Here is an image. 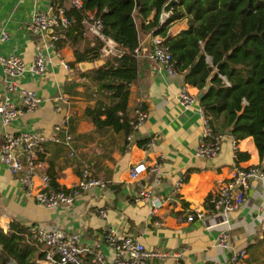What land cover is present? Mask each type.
Returning <instances> with one entry per match:
<instances>
[{"label":"crops","instance_id":"0c3cea01","mask_svg":"<svg viewBox=\"0 0 264 264\" xmlns=\"http://www.w3.org/2000/svg\"><path fill=\"white\" fill-rule=\"evenodd\" d=\"M64 4L69 7L70 2ZM56 5L54 0H0V58L16 55L30 65L40 52L47 61L44 75L24 74L18 91L10 95L15 104H21L19 90L31 91L41 103L34 112L24 113L7 126L0 122V150L7 134L50 135L53 126L70 111L68 131L73 156H68L69 147L46 144L38 154V173L73 191L81 171L87 169L105 188L75 193L72 204L48 209L21 191L16 177L0 163V227L6 229L11 222H17L29 228L56 226L67 234L78 235L88 264L96 253L113 264L112 252L103 240L105 228L133 238L146 250L167 255L149 264H230L232 254L240 250L246 251L243 264H264L263 184L256 179L251 181L245 204L235 212H220L206 204L207 197L230 178L235 165L264 167V159L260 160L251 137L234 142L226 133L215 158L195 156L201 135L199 101L189 111H182L178 98L185 85L183 75H169L162 65L145 57L153 37L144 27L154 13L145 19L135 16L142 51L138 58L139 76L129 88V120L99 132L84 116L85 109L93 106L98 96L89 79L81 75L100 67L106 58L73 65L75 58L68 43L64 42L56 53L48 36H32L25 29L35 13L49 14ZM165 19L160 16V21ZM187 27V18L177 20L169 26L167 36L173 38ZM2 34H6V41H1ZM148 37L149 46L143 48ZM85 38L90 40L93 36L86 33ZM188 90L195 97L199 93L193 87ZM7 95L0 64V99ZM57 106L59 109L55 110ZM139 109L146 113V119L134 130L132 123ZM150 141L153 145L147 146ZM233 146L235 152L247 154L248 158L237 162ZM155 162L160 165L158 183L149 171L130 181L129 170L134 165ZM177 181L180 187L175 192ZM39 184L36 179L35 185ZM145 189H151V201L137 200L138 193ZM154 206L157 207L152 213ZM100 210L105 211V217L98 215ZM189 212H202L203 218L186 222ZM223 232L230 237L227 249L216 244Z\"/></svg>","mask_w":264,"mask_h":264},{"label":"trees","instance_id":"16d2710c","mask_svg":"<svg viewBox=\"0 0 264 264\" xmlns=\"http://www.w3.org/2000/svg\"><path fill=\"white\" fill-rule=\"evenodd\" d=\"M79 1L81 7L76 8L65 7L70 0H54L71 20L56 48L68 43L73 65L100 60L103 41L85 38L89 15L100 21L102 35L116 44L115 53L100 67L81 75L89 79L98 96L84 111L96 131L129 120V88L139 76L135 50L142 51L135 16L145 19L153 12L144 28L152 37L163 38L176 73L186 74L185 85L201 92L210 82L199 105L210 119L212 131L224 136L228 131L234 142L251 137L260 160L264 159V0H180L164 21L160 16L169 0ZM183 18L188 19L187 29L168 37L169 26ZM235 156L237 162L248 158L238 152ZM50 180L51 188L58 190L54 178ZM43 256L41 247L31 240L29 227L17 222L6 229L0 227V264H43Z\"/></svg>","mask_w":264,"mask_h":264},{"label":"built area","instance_id":"2783aa9c","mask_svg":"<svg viewBox=\"0 0 264 264\" xmlns=\"http://www.w3.org/2000/svg\"><path fill=\"white\" fill-rule=\"evenodd\" d=\"M70 4L76 8L81 7L79 0H70ZM71 20L65 14L62 7L56 6L53 14L37 12L32 16L26 25V31L32 36H48L51 47L56 53V43L65 38V33L70 29ZM87 33L103 41L100 57L107 58L115 53L116 44L102 35V25L100 21L94 20L89 15L86 23ZM6 34H2L1 41H6ZM136 56L140 57L138 49L135 50ZM150 62L162 65L163 69L169 74H176L171 61L168 49L163 45V38L155 36L152 38L151 47L145 55ZM2 67L7 96L0 99V122L7 126L24 113L34 112L40 105L41 99L31 91L19 90L21 104L12 101L11 94L18 91L19 81L26 73L42 76L46 73L47 61L38 52L32 64L27 65L19 56L11 55L1 57ZM65 69H69L67 64H63ZM65 105H69L66 99H62ZM178 104L182 111H189L194 105H198L197 98L192 95L188 87L184 85L178 98ZM59 107H55L58 110ZM201 115V135L199 144L195 151V156L200 159H213L221 149V144L225 138L223 134L214 133L210 119L205 115L203 109L198 106ZM136 118L132 123V129H137L146 119V113L136 110ZM72 112L68 111L61 123L53 126L50 135L42 136L29 132H19L17 134H7L4 136L0 150V163L6 168L10 175L16 177L18 185L26 195L32 196L35 202L48 209H56L60 206L70 205L74 200V194L86 192L93 188H105V184L94 178L90 171L83 169L78 177V181L73 191H67L59 187L58 190L52 189L51 180L47 175H39L38 154L42 152L46 144H59L69 147L68 156H73L71 148L72 136L68 131L69 119ZM153 145L150 141L147 146ZM235 155V146H233ZM236 158V156H235ZM149 171L158 183L160 177V165L155 162L148 166L144 163L134 165L129 170V179L134 182L144 173ZM39 179L40 184L35 185V180ZM259 180L264 186V170L261 166H250L241 168L234 166L230 178L222 183L213 191L206 200V204L213 210L222 209L223 212L230 213L239 210L246 202V193L250 182ZM180 183H175V192L179 190ZM151 189H145L138 193L137 200L151 201ZM157 206L153 207L152 213ZM100 217H105V211L97 212ZM202 212H189L185 218L186 222H193L195 219H202ZM264 232V221L261 225ZM31 240L41 247L44 256L43 264H88L85 261V249L81 245L79 236L67 234L58 227L53 226L48 229L36 225L29 228ZM229 234L226 232L218 236L216 244L222 249L229 247ZM103 240L113 255V264H149L152 260H162L167 255L157 250H146L140 243L131 237L121 236L110 228L103 229ZM246 259V251L240 250L232 254L230 264H243ZM90 264H111L105 257L96 253L94 260Z\"/></svg>","mask_w":264,"mask_h":264},{"label":"water","instance_id":"95a60500","mask_svg":"<svg viewBox=\"0 0 264 264\" xmlns=\"http://www.w3.org/2000/svg\"><path fill=\"white\" fill-rule=\"evenodd\" d=\"M179 1L180 0H169L162 8V12H161V15L164 16L165 18H168L171 14H172V11H173V7L177 4H179ZM138 8V2L136 1V9ZM53 14V10L50 11L49 13V16H51ZM149 41H150V37H148L145 42L142 44V47L143 48H148L149 46ZM197 64V62L194 63L193 66H195ZM83 66V64H82ZM81 66V67H82ZM219 67L216 68V70H218ZM190 69H192V67H190ZM216 74V72H213L211 74V77H213L214 75ZM183 79L186 78V74L182 76ZM210 87V82L208 81L207 82V85L205 86L204 90L199 92L198 95L196 96L197 100L198 101H201L204 97V94L205 92L209 89ZM226 135L228 136L229 135V132L226 131ZM210 161V160H209ZM220 212H223L222 209H219Z\"/></svg>","mask_w":264,"mask_h":264}]
</instances>
